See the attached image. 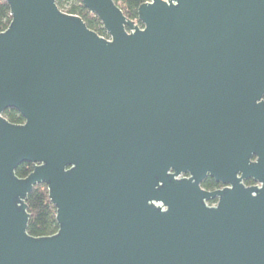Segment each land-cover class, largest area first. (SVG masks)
Here are the masks:
<instances>
[{
    "label": "water",
    "instance_id": "water-1",
    "mask_svg": "<svg viewBox=\"0 0 264 264\" xmlns=\"http://www.w3.org/2000/svg\"><path fill=\"white\" fill-rule=\"evenodd\" d=\"M5 1L0 264H264V0H81L108 37ZM38 184L58 230L36 237Z\"/></svg>",
    "mask_w": 264,
    "mask_h": 264
},
{
    "label": "trees",
    "instance_id": "trees-1",
    "mask_svg": "<svg viewBox=\"0 0 264 264\" xmlns=\"http://www.w3.org/2000/svg\"><path fill=\"white\" fill-rule=\"evenodd\" d=\"M120 7L123 14L131 19H137V8L147 0H114ZM59 9L69 14L78 15L86 26L97 34L108 37V34L102 27L99 18L89 12L82 4L81 0H56ZM11 20L10 7L5 0H0V32L4 31ZM264 99V96H263ZM3 116L11 123H23V117L13 108L6 109ZM32 170V164L28 162L21 163L15 170V174L22 178ZM201 186L207 190H213L219 187L213 178L206 177ZM29 220L27 224V233L31 236H48L58 230L56 221V209L49 200L47 186L38 184L33 187L25 200ZM214 201H211L213 203Z\"/></svg>",
    "mask_w": 264,
    "mask_h": 264
},
{
    "label": "flooded vegetation",
    "instance_id": "flooded-vegetation-1",
    "mask_svg": "<svg viewBox=\"0 0 264 264\" xmlns=\"http://www.w3.org/2000/svg\"><path fill=\"white\" fill-rule=\"evenodd\" d=\"M209 177V176H208ZM211 178V177H210ZM215 181V180H214ZM216 182V181H215ZM202 183V182H201ZM217 184H219V187H216L215 189H219V188H222L223 185L221 183H218L216 182ZM243 183L246 185V186H250V185H256L255 182H253L251 179H247V180H243ZM202 187V186H201ZM213 189V190H215ZM209 204H214L215 202L211 203V201L208 202Z\"/></svg>",
    "mask_w": 264,
    "mask_h": 264
},
{
    "label": "built area",
    "instance_id": "built-area-1",
    "mask_svg": "<svg viewBox=\"0 0 264 264\" xmlns=\"http://www.w3.org/2000/svg\"><path fill=\"white\" fill-rule=\"evenodd\" d=\"M211 205H214V204H211Z\"/></svg>",
    "mask_w": 264,
    "mask_h": 264
}]
</instances>
